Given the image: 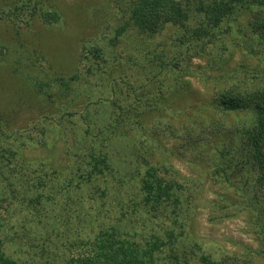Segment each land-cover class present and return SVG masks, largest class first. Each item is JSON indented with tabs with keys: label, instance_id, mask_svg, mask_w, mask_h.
I'll use <instances>...</instances> for the list:
<instances>
[{
	"label": "trees",
	"instance_id": "1",
	"mask_svg": "<svg viewBox=\"0 0 264 264\" xmlns=\"http://www.w3.org/2000/svg\"><path fill=\"white\" fill-rule=\"evenodd\" d=\"M54 1L0 0V20L14 29L13 44L21 25L28 28L35 22L52 24L63 18ZM115 3V8L121 10L123 23L115 28L112 53L108 45L95 43L80 52L79 60H95V73L110 77L106 66L117 57L115 47L127 32H138L137 37L146 39L148 44L145 53L149 63H138L143 66L141 82L140 78L131 80L123 89L122 82L115 77L112 98L96 104L88 100L86 113L92 123L85 127L86 143L80 145L81 151L73 153L72 165L60 167L49 156L26 157L27 141L42 146L48 143L41 140L38 143L39 138L35 137L30 139L33 133L29 126L24 136L27 141L23 140L22 132L12 128L11 113L0 115V264H264V0H115ZM158 35H165L166 41L154 40ZM233 45L237 46L229 49ZM154 46L155 51L149 49ZM10 48L4 45L3 54ZM236 48L260 61L254 70L258 87L247 89L238 84L220 91L209 121L199 126L184 125V131L190 133L189 142L212 150L214 181L226 184L233 196L228 191L220 194L228 202L220 209L227 215L234 211L231 206L247 210L248 229L259 241L257 247L246 245L242 252L217 253L199 241L188 247L185 243L184 229L194 202L185 193H190L191 187L181 184L176 177H167L165 163H148L144 171L139 168L132 173L122 171L111 161L110 145L117 130L128 131L131 120L140 119L146 112L160 111L159 97L154 103L141 102L143 93L152 96L157 77L173 76L180 93H187L191 83L186 76L201 70L194 65L195 58L225 63L223 59L233 57ZM136 49H141L139 44ZM1 55L2 52L0 64H4ZM18 58L14 61L16 66L22 61ZM24 71L14 72L29 80L28 88L35 91H31V97L24 93L21 99L27 101L23 100L19 106L29 109L31 115L46 107L41 101L53 105L50 114L58 112L59 99L67 98L70 92L79 93L76 83L84 75L76 70L70 79L57 76L35 84V77ZM140 90L143 91L138 95ZM16 99L0 96L8 106L14 105ZM34 102H39L35 108L42 104L41 111H36ZM40 114L45 119L44 134L53 125L54 131L59 132V128L65 131L58 121L62 116L56 119ZM73 114L77 113L72 111L70 115ZM229 116L237 119L228 126L225 121ZM165 126L172 128L168 121ZM74 130L78 132L79 128ZM225 130L231 139L219 144L215 138H220ZM134 154L141 158V154ZM137 180L140 185L132 189ZM170 205L175 210L172 222L180 227L182 235L170 229L166 239L154 236L153 231L152 238L137 237L145 231L148 221L163 216ZM140 214L144 215L143 225L138 227L135 218ZM167 240L172 244L170 255L164 253Z\"/></svg>",
	"mask_w": 264,
	"mask_h": 264
},
{
	"label": "rangeland",
	"instance_id": "2",
	"mask_svg": "<svg viewBox=\"0 0 264 264\" xmlns=\"http://www.w3.org/2000/svg\"><path fill=\"white\" fill-rule=\"evenodd\" d=\"M53 5L62 12L63 18L58 23L52 24L35 22L28 28L21 25L18 28L19 35L15 36L17 39L15 44H13L14 29L5 20H0V54L2 52L5 58L4 64H0V96L6 97L7 95L16 99L19 94V98L13 102L14 105H4L5 102L0 100V115L7 116V112L11 113L9 120L14 121L12 128H18L22 132L23 140L27 141L24 136L29 126L33 133L30 139L35 137V139L39 138L38 143L40 140L48 143L42 146L27 141L24 147L26 157L37 159L49 156L57 165L67 168L72 165L71 160L74 161L73 153L78 152L80 145L84 146L86 143L85 127L92 123L90 116L86 113L88 100L96 104L106 98H112L114 96L112 80L115 77L122 82L123 89L128 86L129 81L140 78L143 66L138 63L139 61L144 64L149 63V58L145 53L148 44H146V39L142 41L137 37L138 32H127L122 42L117 44V48L115 47L117 57L111 59L106 66L110 77L105 74L102 76L98 72L95 73L97 68L95 60L81 62L79 56L82 50L84 52L95 43L108 45L109 52L112 53L111 39L116 33L115 28L123 23L121 10L118 11L120 8H115V0H55ZM154 40L166 41V36L158 35ZM137 43L141 47L140 50L136 49ZM230 43L229 41V45ZM4 45L11 47L5 54H3ZM235 46L237 45L229 49L232 50ZM130 49L133 52H130ZM149 49L155 51L156 46ZM21 53H24L23 57L18 58ZM129 53H132L131 57H128ZM35 55L37 57H34ZM17 58L22 61L16 66L14 61ZM216 59L220 61V58ZM224 60L225 63H210L208 58H195L194 65L201 70L192 76H186L191 83V88L187 93H180V86L175 83L173 76L157 77L151 92L153 97L148 93H143L141 102L154 103L159 97L157 100L160 103L157 106L160 107V111L146 112L144 116H139L140 119L136 117L134 122L131 120L128 131L117 130L110 145L111 161H114L122 171L137 172L136 168L144 171L148 163H165L167 177H176L181 184L191 187V192L185 193L187 198L189 194L194 199L186 220L187 225L185 224V243L188 247L189 244L199 241L217 253L242 252L246 245L254 247L259 245V241L254 238V233L248 229L250 213L247 210L240 211L239 207L231 206L230 209L234 211L232 210L227 215L228 213L223 208L220 209L223 203L226 205L228 203L221 198L220 194L227 193L229 187H225L226 184L222 185V183L219 185L214 181L212 150L208 151L204 145L203 147L189 142L187 138L190 133L184 131L185 124L199 126L211 119L210 116L214 113L213 102L220 91L238 84L247 89H255L260 84L258 80H255L254 74V70L260 64L258 58L246 55L236 48L234 56ZM114 65L118 67L115 69ZM25 69L35 77V84L36 81H51L57 76L70 79L76 70L84 74L76 83L80 92H70L67 98L59 99L60 110L58 112L50 114L54 107L48 104V101L40 100L42 104L43 102L46 104L45 108L42 104L41 107L35 108L40 101L33 103L36 111L37 109L41 111L43 107L40 113H45L49 118L51 116L57 119L62 116L58 121L62 122V128L65 131H60L59 128V132L58 129L56 132L54 131L56 127L53 125L51 131L45 130L44 134L42 126L45 125V119L42 114L31 115L29 109L19 106L23 100L27 101V99H21L24 93L27 97H31L33 93L31 91H35V88H28L29 80L24 76H17L18 74L14 72L16 70L25 72ZM142 91L140 90L138 95ZM75 94H79L78 97ZM164 94L166 97L162 96ZM73 97L75 99H72ZM13 107L18 108L14 110ZM5 110L8 111L4 112ZM72 111L77 114L70 115ZM163 111H168V113ZM242 116L243 114L237 118ZM234 118V116L226 117L225 123L228 126L232 125L237 119ZM167 121L172 128L164 127ZM74 127H78L79 131H75ZM171 129L174 131L172 132ZM222 133L224 134H221L220 138H215L219 144L231 139L227 130ZM78 140L82 144L77 142ZM209 143L213 144L211 140ZM68 152L71 155H68ZM134 153L141 154V158L135 156ZM134 184L135 186H131L132 189L140 185L138 180ZM229 195L233 197L231 193ZM171 206L168 208L169 211H164L163 216H159L156 221H148L144 227L145 231L138 233L137 237L152 238L151 232L153 231L154 236L166 239L170 229H173L175 234L182 235V232L179 234L180 227L172 222L175 210ZM143 218V214L135 218L138 220L136 226L143 225ZM170 245H172L170 240L164 244L166 255L172 253ZM178 251L181 250L178 248Z\"/></svg>",
	"mask_w": 264,
	"mask_h": 264
}]
</instances>
